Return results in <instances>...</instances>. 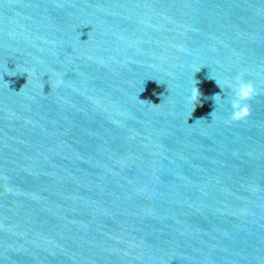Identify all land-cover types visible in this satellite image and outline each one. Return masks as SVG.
I'll use <instances>...</instances> for the list:
<instances>
[{
	"label": "water",
	"instance_id": "1",
	"mask_svg": "<svg viewBox=\"0 0 264 264\" xmlns=\"http://www.w3.org/2000/svg\"><path fill=\"white\" fill-rule=\"evenodd\" d=\"M0 264H264V0H0Z\"/></svg>",
	"mask_w": 264,
	"mask_h": 264
},
{
	"label": "clouds",
	"instance_id": "2",
	"mask_svg": "<svg viewBox=\"0 0 264 264\" xmlns=\"http://www.w3.org/2000/svg\"><path fill=\"white\" fill-rule=\"evenodd\" d=\"M217 84L225 91L224 86L216 80ZM227 88L231 92V96L224 95V100L230 102L233 109L230 119L234 121L245 120L251 114V106L246 101L252 99L256 95V87L253 83L242 79L241 77H236L235 82L228 80L225 81ZM201 91L197 84L194 85L191 89L190 100L194 104L200 102ZM212 99L215 101L216 106L222 103L221 94H215ZM215 110L211 113V116H214Z\"/></svg>",
	"mask_w": 264,
	"mask_h": 264
}]
</instances>
